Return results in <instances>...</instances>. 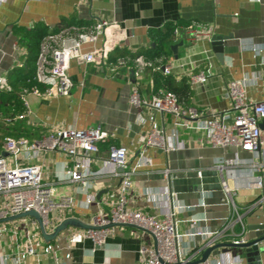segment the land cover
<instances>
[{"label":"crops","instance_id":"obj_1","mask_svg":"<svg viewBox=\"0 0 264 264\" xmlns=\"http://www.w3.org/2000/svg\"><path fill=\"white\" fill-rule=\"evenodd\" d=\"M99 20L114 21L120 25L118 31L107 29L99 46L104 40L103 44L107 47H126L131 51L154 47L148 31L162 29L168 22L177 24V27L189 24L210 27L211 37L217 35L225 39L220 56L213 51L211 39L202 36L191 41L174 37L164 57V65L170 69L169 75L177 81L184 77L189 79L199 72L206 75L203 84H191V106L203 113L230 112L225 86L245 76L253 77L252 84L247 88V96L256 102L264 101V0H5L0 6V77L8 83L10 72L22 67L26 61V50L18 44L21 30L32 29L38 24H43L49 31L61 30L79 27L78 23L93 25ZM253 47L262 51L256 53ZM152 72L145 71L138 81L146 98L154 95ZM68 75L73 82L69 96L31 92L22 95L21 100L24 97L27 103L25 117L7 126L2 119L20 114L3 115L0 112V133L18 122L10 131L14 135L11 137L28 140L40 139L55 127H100L112 133V138L99 144L98 153L91 163L94 173L91 182L96 199L99 195L97 201L102 203L115 196L121 181L119 177L106 173L105 161L110 145L126 148L127 168L131 169L138 160V142L150 129L149 117L154 118L167 136L173 129V119L170 115L153 110L134 109L129 104L133 84L130 69H121L115 75H110L98 62L83 64L71 61ZM139 116L144 118L143 123H138ZM178 133L183 142L180 149L170 152L160 148L148 149L147 157L151 165L140 167L133 176L128 207L155 215L157 204L149 201L145 191L169 190L177 202L190 207L178 215L181 233L191 229L188 221L192 218L198 220L200 229L223 231L232 220L233 207L243 213L264 195V167L259 173H254L248 167H224L218 170L215 166L219 161L234 159L263 162L264 130H261V146L254 153L238 147L212 148L207 145L205 135L198 131L178 129ZM68 162L57 153H47L32 163L43 165L46 174L53 179L55 176L63 178V167ZM164 171H169V177L164 176ZM256 175L261 176L262 189L247 188L248 182ZM222 180L229 188L238 189L232 195V201L221 188ZM54 194L56 198L72 197L75 206L71 213L54 211L53 221L72 217L86 224L90 222L97 208L96 205L88 209L81 206L85 195L78 185L62 180L54 185ZM156 198L154 195L153 199ZM201 201L204 206L199 205ZM261 207L264 212V203ZM255 212L257 210L244 214L246 228L248 219L255 221L252 219ZM82 231L69 227L55 239L61 248L63 264H138L139 246L153 245L147 232L133 226H117L103 246H94L83 239ZM239 232L240 228L234 227V233L238 235ZM226 235L223 244L232 240L228 232ZM247 237L248 231L244 235L245 239ZM194 242L197 245L203 243L200 238ZM194 242L184 240L185 246L191 249ZM223 251L242 259L240 264H250L242 248L218 249L213 256ZM66 253L70 255L69 259H64ZM259 258L260 264H264V253H260ZM20 264L55 262L49 257L39 261L28 257Z\"/></svg>","mask_w":264,"mask_h":264},{"label":"built area","instance_id":"obj_2","mask_svg":"<svg viewBox=\"0 0 264 264\" xmlns=\"http://www.w3.org/2000/svg\"><path fill=\"white\" fill-rule=\"evenodd\" d=\"M4 2L5 0H0V6ZM107 29L118 31L120 25L114 21L99 20L90 28L71 26L45 36L40 42L37 55L36 82L45 87L46 95L67 97L73 87L72 79L68 75L71 61L83 64L98 62L110 75H115L121 69H130L133 84L128 97L129 104L134 109H148L170 115L173 119V129L167 136L154 118L149 117L150 129L138 142V160L131 169L127 168L126 148L110 145L109 156L105 161L106 173L119 177L121 181L115 196L102 203L97 201L91 182L94 175L91 163L98 153L99 144L112 138V133L100 127H55L47 135L36 140L4 137L0 147V264H20L28 257L37 261L49 257L55 264H63L60 257L61 248L55 241L47 243L42 238L34 218L27 216L7 221L10 217L34 211L39 215L45 232L52 233L66 217L53 221L51 214L57 210L71 213L75 206L72 197L61 196L55 199L54 185L62 180L79 186L85 195L81 205L83 208L88 209L91 205H96L97 209L88 223L92 228L82 231V238L94 246H103L117 226H133L147 232L153 240L152 246L140 245L137 249L138 264H240L242 259L232 256L228 251L220 252L218 256H213V252L206 260L196 261L200 259H197V256H201L206 248L223 244L227 232L232 237L229 241L231 244L245 243L247 228L243 216L256 210L263 212L261 206L264 203V195L243 213L233 207L232 220L223 231L200 229L198 220L192 218L188 221L191 229L185 233L179 231L181 221L178 215L190 207L177 202L169 190L145 191L149 201L157 204L155 215L130 209L128 197L137 170L142 166L151 165L147 157L148 149L160 148L170 152L183 146L178 129L203 133L207 145L212 148L238 147L245 152H256L262 143L259 125L264 121V101L256 102L247 96V88L252 84L253 77L245 76L226 84L225 97L230 102V112L203 113L193 106L181 105L170 92H158L146 98L143 97L138 83L141 76L147 70L161 71L164 75H169V67L165 66L161 59L150 61L142 56H126L108 64L107 58L113 48L104 45V40L99 46ZM173 34L175 38L189 41L202 36L211 39V28L189 24L186 27H176ZM252 50L256 53L262 51L256 47ZM205 80L204 72L189 78L190 84H203ZM0 88L11 90L3 77H0ZM31 93L38 92L33 90ZM22 101L26 109L24 97ZM25 113L5 117L2 121L11 126L16 120H22ZM137 120L138 123L144 122L141 116ZM2 153H6V156ZM47 153H57L69 160L63 167V178L55 176L51 179L43 165L32 163ZM224 167H248L252 172L259 173L264 167V161L253 163L234 159L219 161L215 166L218 170ZM119 168L123 170L118 173ZM164 176L169 177V171H164ZM262 186L260 175L254 176L247 184V188L262 189ZM221 188L230 201L238 190L229 188L224 180L221 181ZM154 195L156 199H153ZM199 205L204 206L202 201ZM236 226L240 228L238 235L234 233ZM197 238L202 239L203 243L197 245L194 242ZM185 239L195 243L192 249L188 245L185 246ZM9 248L11 251H8ZM69 258L70 255L66 253L64 259Z\"/></svg>","mask_w":264,"mask_h":264},{"label":"trees","instance_id":"obj_3","mask_svg":"<svg viewBox=\"0 0 264 264\" xmlns=\"http://www.w3.org/2000/svg\"><path fill=\"white\" fill-rule=\"evenodd\" d=\"M79 27L90 28L93 25H83L78 23ZM177 27L175 23H166L162 29L149 30L148 35L154 42L152 48H137L133 51L126 47H116L113 49L107 58V63H114L119 58L130 57L136 58L142 56L150 61L158 59L163 60L168 52L169 44L174 38V29ZM59 30L49 31L43 24H38L32 29H24L20 31L18 44L26 50L27 57L24 65L20 68H14L10 74L8 83L11 87L10 91H5L0 88V112L3 115L24 114L26 109L21 100V96L36 90L38 93H44L45 87L35 80L36 61L41 40L52 33ZM153 77V92H170L183 106H191L190 100L192 95L191 84L186 77L175 80L170 75H162L161 71L152 72ZM19 124L16 123L12 128H7L6 131L0 133V140L6 136H14L10 134L11 129ZM225 245L230 242H225ZM228 248V247H225Z\"/></svg>","mask_w":264,"mask_h":264},{"label":"water","instance_id":"obj_4","mask_svg":"<svg viewBox=\"0 0 264 264\" xmlns=\"http://www.w3.org/2000/svg\"><path fill=\"white\" fill-rule=\"evenodd\" d=\"M225 39L220 37V36H212L211 37V45L213 47V51L217 54H219L218 56H220L223 52V41ZM261 130H264V121L262 123H260L259 125ZM3 156H6V153H2ZM119 172H121L123 169L119 168L118 169ZM97 199H99V195L97 196ZM32 217L36 220L38 227H39V231L40 234L42 236V238L47 242H52L55 241V239L57 238V236L62 232L65 231L67 228L69 227H73V228H79V229H83V230H87L92 228L90 225L81 222L79 219L77 218H66L63 221H61L59 223V225H57L53 232L48 234L45 232L43 225H42V221L39 217V215L34 212V211H30V212H26V213H22L19 214L17 216L14 217H10L7 219V221L9 220H14V219H19V218H24V217ZM252 219L255 221H251L248 219L246 221L248 227H247V231H248V237L245 241V243L243 244H217L215 246L206 248L202 254L200 259H198L196 262H202L204 260L207 259V257L217 251L220 248H225V247H229V248H242L245 250V253L247 255V260L250 264H260V258H259V254L260 253H264V246L260 245L264 242V214L262 211H257L253 214Z\"/></svg>","mask_w":264,"mask_h":264},{"label":"rangeland","instance_id":"obj_5","mask_svg":"<svg viewBox=\"0 0 264 264\" xmlns=\"http://www.w3.org/2000/svg\"><path fill=\"white\" fill-rule=\"evenodd\" d=\"M55 199H58V198L55 197ZM53 215H54V214L52 213L51 218H52Z\"/></svg>","mask_w":264,"mask_h":264}]
</instances>
